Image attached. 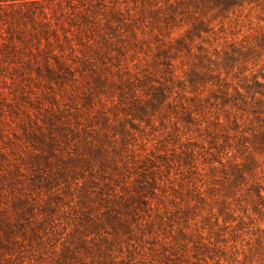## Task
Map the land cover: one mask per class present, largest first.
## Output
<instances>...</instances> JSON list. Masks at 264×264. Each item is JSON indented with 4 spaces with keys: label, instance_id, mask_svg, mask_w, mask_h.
Listing matches in <instances>:
<instances>
[{
    "label": "rangeland",
    "instance_id": "374dc122",
    "mask_svg": "<svg viewBox=\"0 0 264 264\" xmlns=\"http://www.w3.org/2000/svg\"><path fill=\"white\" fill-rule=\"evenodd\" d=\"M0 264H264V0L0 2Z\"/></svg>",
    "mask_w": 264,
    "mask_h": 264
},
{
    "label": "trees",
    "instance_id": "16d2710c",
    "mask_svg": "<svg viewBox=\"0 0 264 264\" xmlns=\"http://www.w3.org/2000/svg\"><path fill=\"white\" fill-rule=\"evenodd\" d=\"M7 1H9V0H0V2H7ZM10 1H13V0H10ZM202 1H205V0H202ZM176 3H178V1H175ZM167 7H168V9H170L169 11H171V9H173L174 8V6L171 4V3H169L168 5H166ZM158 9H160V7H158Z\"/></svg>",
    "mask_w": 264,
    "mask_h": 264
}]
</instances>
